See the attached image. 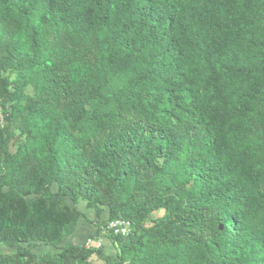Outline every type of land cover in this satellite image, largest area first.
<instances>
[{
	"label": "trees",
	"instance_id": "obj_1",
	"mask_svg": "<svg viewBox=\"0 0 264 264\" xmlns=\"http://www.w3.org/2000/svg\"><path fill=\"white\" fill-rule=\"evenodd\" d=\"M85 209L113 254L67 241ZM0 246L264 264V0H0Z\"/></svg>",
	"mask_w": 264,
	"mask_h": 264
},
{
	"label": "built area",
	"instance_id": "obj_2",
	"mask_svg": "<svg viewBox=\"0 0 264 264\" xmlns=\"http://www.w3.org/2000/svg\"><path fill=\"white\" fill-rule=\"evenodd\" d=\"M131 224L128 220L117 218L107 222V224L102 227L101 234L87 236L81 245L84 248H100L103 246V239L105 234H111L112 236H126L130 232Z\"/></svg>",
	"mask_w": 264,
	"mask_h": 264
},
{
	"label": "crops",
	"instance_id": "obj_3",
	"mask_svg": "<svg viewBox=\"0 0 264 264\" xmlns=\"http://www.w3.org/2000/svg\"><path fill=\"white\" fill-rule=\"evenodd\" d=\"M85 216L87 219H80L76 230L72 235H70L67 239L68 242H73V243H81L87 236L90 234H93L95 231V226H94V221H95V216L93 210H84ZM105 216L101 217V220L104 219ZM103 244L105 245L106 251H111L112 247L110 243L103 239ZM113 251V250H112Z\"/></svg>",
	"mask_w": 264,
	"mask_h": 264
},
{
	"label": "rangeland",
	"instance_id": "obj_4",
	"mask_svg": "<svg viewBox=\"0 0 264 264\" xmlns=\"http://www.w3.org/2000/svg\"><path fill=\"white\" fill-rule=\"evenodd\" d=\"M80 208H81V209L83 208V203L80 204ZM106 215H107V210L104 209V212L102 213V216L104 217V216H106ZM47 249H48V248H47V247H44V246H39V247H37L36 250H35L36 255H40V254H42V253H44V252H47V251H48ZM7 251H9V249L0 246V253H5V252H7ZM104 253H105L106 255H111V254H113L114 252L111 250V251H104ZM96 263H97V264H104V263H102L101 261H96Z\"/></svg>",
	"mask_w": 264,
	"mask_h": 264
}]
</instances>
